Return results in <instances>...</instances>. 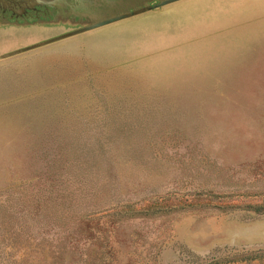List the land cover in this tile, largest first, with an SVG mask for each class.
Here are the masks:
<instances>
[{
  "label": "rangeland",
  "instance_id": "obj_1",
  "mask_svg": "<svg viewBox=\"0 0 264 264\" xmlns=\"http://www.w3.org/2000/svg\"><path fill=\"white\" fill-rule=\"evenodd\" d=\"M158 1L1 2V264H264V0L37 45Z\"/></svg>",
  "mask_w": 264,
  "mask_h": 264
},
{
  "label": "water",
  "instance_id": "obj_2",
  "mask_svg": "<svg viewBox=\"0 0 264 264\" xmlns=\"http://www.w3.org/2000/svg\"><path fill=\"white\" fill-rule=\"evenodd\" d=\"M72 1H75V0H72ZM72 1L71 0L70 1L69 0H0V5H1V2H3L4 4L22 3L24 5L22 7L24 8L25 12L29 9L36 10V9L41 8L43 6H47L50 8L54 7V8H57L59 10L60 9L62 10L66 6V7H68L69 11L72 14H75V15L80 17L79 11L81 10L80 12L82 13V15H85V16L89 15L90 17H93V19H96V17H97L96 16V9H93V8L90 9L89 6H87V4H86V3H89L90 0H78V2L76 4H74ZM117 1H119V0H107L108 4L109 3L111 4V2H117ZM175 1H178V0H159L155 4H152V5H149L146 7H142V8L136 9V10H131L128 12L127 11L120 12L118 14H111L109 17H107L105 19H100V21H98V22L92 21L91 23L82 25L81 27H78L76 29L67 31V32L62 33V34L55 36V37H51V38L47 39L46 41H43L42 43H39L37 45L47 43V42H53V41L63 39L66 37H70L72 35H76V34H79L81 32H84V31H87V30H90V29H93V28H96V27H99V26H102V25H105L108 23H112L114 21H117V20L132 16V15L138 14V13H141L144 11L157 9L161 6H164L166 4H169V3H172ZM90 12H92V15H90ZM62 14H68V13L62 12Z\"/></svg>",
  "mask_w": 264,
  "mask_h": 264
},
{
  "label": "trees",
  "instance_id": "obj_3",
  "mask_svg": "<svg viewBox=\"0 0 264 264\" xmlns=\"http://www.w3.org/2000/svg\"><path fill=\"white\" fill-rule=\"evenodd\" d=\"M3 206H6V204L4 203V200H0V207H3ZM8 247L11 248L12 245H8ZM5 248H6V246L4 248L0 247V253L3 252V251H5ZM18 250H21V254L20 255H17V259H15L14 258V255H12V257H11V259H12V262L11 263L12 264H21L22 261H24L25 264H28V263L34 264V263H32V260L28 258V256H26L27 257L26 259H21V255L22 254L23 255L24 254L25 255L28 254V252H24L25 251V247L24 248L21 247V249H18ZM40 253H43V249H40ZM38 259H42L43 260V258H36V260H38ZM44 261H45V259H44ZM0 264H1V262H0Z\"/></svg>",
  "mask_w": 264,
  "mask_h": 264
},
{
  "label": "crops",
  "instance_id": "obj_4",
  "mask_svg": "<svg viewBox=\"0 0 264 264\" xmlns=\"http://www.w3.org/2000/svg\"><path fill=\"white\" fill-rule=\"evenodd\" d=\"M179 1V0H178ZM183 1V0H182ZM180 2V1H179Z\"/></svg>",
  "mask_w": 264,
  "mask_h": 264
}]
</instances>
